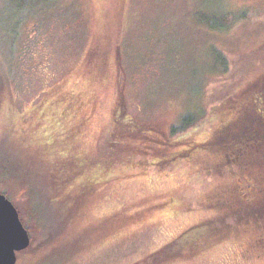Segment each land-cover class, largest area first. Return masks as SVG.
Segmentation results:
<instances>
[{
    "label": "rangeland",
    "instance_id": "obj_1",
    "mask_svg": "<svg viewBox=\"0 0 264 264\" xmlns=\"http://www.w3.org/2000/svg\"><path fill=\"white\" fill-rule=\"evenodd\" d=\"M263 108L264 0H0L16 264H264Z\"/></svg>",
    "mask_w": 264,
    "mask_h": 264
},
{
    "label": "water",
    "instance_id": "obj_2",
    "mask_svg": "<svg viewBox=\"0 0 264 264\" xmlns=\"http://www.w3.org/2000/svg\"><path fill=\"white\" fill-rule=\"evenodd\" d=\"M29 245L30 238L16 208L0 193V264H16V254Z\"/></svg>",
    "mask_w": 264,
    "mask_h": 264
},
{
    "label": "trees",
    "instance_id": "obj_3",
    "mask_svg": "<svg viewBox=\"0 0 264 264\" xmlns=\"http://www.w3.org/2000/svg\"><path fill=\"white\" fill-rule=\"evenodd\" d=\"M41 1H47V0H41ZM246 115H248V114H246ZM189 125L190 124L187 123L184 127L186 128ZM224 129H225V125H222L221 129H220V132H222V135L219 134L217 136L216 140L219 143L222 141L221 142V146H220L221 148H227V150H228V149H230V147H233L235 149L234 153L232 151V164L241 165V163H243V162L242 161L240 162V160H243L244 157H245L244 159L247 158L246 160H248L249 157L252 158L253 157V153L252 152L251 153L248 152L247 149H245L244 147H246L248 145L249 146L252 145L253 142L258 143L261 138L259 136L258 137H255V136L247 137L246 136L245 138L242 139L240 136H235V135L227 136L226 132H223ZM220 132H218V133H220ZM221 136H223V138ZM191 150H192V147H190L189 149H185V152H190ZM227 153H229V152H227ZM227 153L225 154L227 156L226 157V161H225L226 163H227V161H231L230 160L231 158H229V154H227ZM65 160H68V158L65 159ZM66 163H69L70 166L72 165L70 162H65V164ZM79 171H77L75 168L73 170V168H72L71 175L74 176L75 174L79 173ZM76 191L77 190H74V192H76Z\"/></svg>",
    "mask_w": 264,
    "mask_h": 264
},
{
    "label": "flooded vegetation",
    "instance_id": "obj_4",
    "mask_svg": "<svg viewBox=\"0 0 264 264\" xmlns=\"http://www.w3.org/2000/svg\"><path fill=\"white\" fill-rule=\"evenodd\" d=\"M254 98H252V104L251 103H247V104H238V117L239 118H242L245 116V114L248 112V111H251V110H254L255 114L259 117L261 114V108L258 106L257 104V98H255V95L253 96ZM264 110V108H263ZM244 115V116H243Z\"/></svg>",
    "mask_w": 264,
    "mask_h": 264
}]
</instances>
